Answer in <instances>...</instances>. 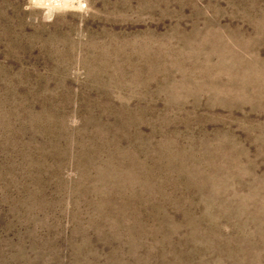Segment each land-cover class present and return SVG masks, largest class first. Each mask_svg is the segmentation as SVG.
Returning <instances> with one entry per match:
<instances>
[{"label":"rangeland","instance_id":"obj_1","mask_svg":"<svg viewBox=\"0 0 264 264\" xmlns=\"http://www.w3.org/2000/svg\"><path fill=\"white\" fill-rule=\"evenodd\" d=\"M72 1L0 0V264H264V0Z\"/></svg>","mask_w":264,"mask_h":264},{"label":"bare ground","instance_id":"obj_2","mask_svg":"<svg viewBox=\"0 0 264 264\" xmlns=\"http://www.w3.org/2000/svg\"><path fill=\"white\" fill-rule=\"evenodd\" d=\"M60 1H61L62 4H65V3L69 2V1H72V0H60ZM79 1H80V0H78L77 3H79ZM72 2H73V1H72ZM67 4H68V3H67ZM59 5H60V2H59Z\"/></svg>","mask_w":264,"mask_h":264}]
</instances>
